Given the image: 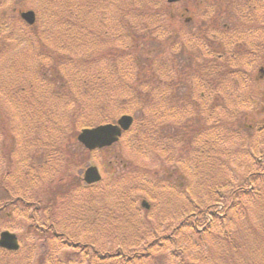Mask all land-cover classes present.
<instances>
[{
	"label": "rangeland",
	"instance_id": "1",
	"mask_svg": "<svg viewBox=\"0 0 264 264\" xmlns=\"http://www.w3.org/2000/svg\"><path fill=\"white\" fill-rule=\"evenodd\" d=\"M15 1L16 0H0V23L3 18L6 20V28L3 29V31L0 30V176L7 162V159L2 156V150L7 146V142L10 143L9 141L12 139L9 159L13 165L10 168V177L8 180L7 178L5 179V182L9 186V190L12 189L15 191L16 189H23L25 191V188H29V193L26 196L35 197L37 194H41L44 200L43 204H45L51 192L57 193L59 191L57 187L64 186L66 191L62 193V196H57L55 201L56 204H58V211L60 210L59 206L64 205L66 208H69L71 203L76 202L78 198H90V201L92 198H98L102 214L100 219L102 220L95 216H93L94 219L89 215L78 216L76 212L70 210H64L63 212V215H65L66 212H74L76 220H71V222L75 221V223H72L68 230L70 232L73 230L72 234L75 233L77 235V241L84 246L85 250L91 252L90 255L95 252L92 249L94 246L99 247L101 249L100 252H105L100 253V256L98 255L102 258V256H106L104 254L107 253V250H109L111 254H114L115 248L119 246H122L124 250H126V248H130L134 244L146 245L149 242H157L160 244V239H157L162 236L161 234L164 230L162 228L176 226L179 222L178 219H180L178 216L173 218L172 215L170 216L168 214V210L171 212V207L174 206L175 209H178L187 195L190 197L193 196L192 198L196 199L200 204H206L207 199H209L207 196L212 185L218 184L225 179H232L237 174L243 177L245 174L257 170V168H255L254 156H246L247 149L245 147L243 148L244 156L240 152L241 144L237 141V137H233L229 141H226L227 132L225 126L227 125H225V119L228 114L225 109L224 111L222 107H219V105L223 104V99L221 100L222 102L219 101V99L223 97L218 96L215 90L211 95L209 94L210 89L207 87V81H205L206 78L204 77L205 69L203 68V65L206 63L207 52L203 47L199 49L191 45L190 42L194 40V38H191L193 31L189 29L188 26V28L183 29V34L177 40L176 49H173L172 52L179 53V47L185 46L190 52V55H192V53L194 54L192 61L190 62L189 60V63H187L186 57H178L170 60V62L164 59L162 60L163 63L161 61L157 65V70L161 71L170 65H174V75L178 78V73L181 72L183 66H191L195 69V73L192 77L189 75L182 77L183 81L179 82L177 90L172 92L170 96L173 95L174 98L180 100L178 104L174 105L176 111H183L186 104L188 105L186 107L191 110L193 105H190L189 100L194 98L197 101V98H199L198 92L202 89L201 98L205 101L204 104L197 106V110L200 111L203 108L204 111H201L202 113L199 114V117L200 120H202V125L207 128L208 134L205 136L209 138V135L212 134L214 139L219 136V141L215 140L214 150H212V152L209 151V153H211L210 160L201 156L199 152V150L202 149H199L200 147L197 146L196 141L200 138L187 135L190 132L189 127L192 126V123L194 124V121H191V117L185 118V116L182 115L170 121L169 118H164L163 123L174 124L177 130L175 135L180 139L174 147H170L164 140L160 141L158 136L152 137L150 135L152 132H149V122H151V117H149V115L143 116V118L138 116L137 118L135 113L133 115L131 111H129L131 109H128V105L126 106L127 108H123L121 100L126 99V96L122 93V88L124 87V82L127 81L122 79L119 68H114L110 62H91L93 61L94 54L108 50L109 46L119 48L122 44L120 36L107 32L106 26H104L100 19H93V17H89L87 13H84V19L79 18V20H84V26H86L88 30L83 33V40L77 41V37H80L77 32L79 30L73 28L74 30L72 31L75 32V38L71 39L70 36L72 32L70 30L67 32L66 28L62 29L61 27L60 22L64 19V15L62 13L59 14L60 7L58 0H30L17 7L21 8L23 11L33 10L35 14H37V11L41 14L40 21L35 24L36 34L34 36L30 34V32L27 33L24 32L25 30H20V27H23V25L20 24L19 26L18 17L12 12L14 6L12 3ZM71 1L73 5L70 9L74 12L75 6L79 5L80 0ZM113 1L115 4H120L118 0ZM163 1L165 2V0ZM226 1L227 0H222L216 5H209L204 2L200 6L201 11L196 13V16H203L206 14V11L207 14L213 15L218 11L216 6L226 4ZM229 2L231 4L229 7H231L233 12H236L235 6H239V4L234 6L230 0ZM235 2L234 0V3ZM183 3L185 5L186 2ZM93 4H95L93 6L95 8L102 7L103 1L92 0L88 7ZM66 6L67 2L65 5V14L67 11ZM114 6L116 7V5ZM223 7L227 9L225 6ZM53 12L56 17L50 22L47 15L50 16ZM43 14L46 15V19L43 17ZM74 18L76 19L75 16ZM74 18L72 19L74 20ZM215 18L216 17L213 18L211 16L209 19L205 20V23L200 21L201 26L231 24L233 29H235L233 21L218 22ZM91 22L93 23L91 24ZM176 23L177 25H182L183 20L176 19L173 24L175 25ZM259 25L260 23H254L253 30H255L256 33L253 34L241 31V34L233 35L236 32L234 31L229 36L231 42L229 46H226V52L224 54V56H230V44L233 43V38L238 37L240 41L239 46L244 45V52H242L241 47L233 48L240 51L236 52V60L227 63L226 66L229 68L240 67L245 70L251 68L253 69L251 72H246V74L252 73L250 85L257 84V81L260 82L258 85L260 88L258 95H252L255 108L253 104L248 108H236L232 106L229 111L233 113L236 111L239 112V116L237 117H239L241 119H239L240 122H243L247 127H250L252 122H259L264 119V113L261 112V109L264 107V102L262 101L264 82L260 79L258 73L259 67L264 68V55L261 53L256 55L255 51L257 50V46H252L253 42L263 41L260 37H264V34H262L264 28H260ZM122 32L121 30L119 34ZM86 35L88 37H85ZM197 39L199 38H196L195 42ZM86 41L90 43L91 46L84 48ZM60 44H67L65 46L66 54L70 56V61H68L69 64H64L63 61L57 58V54H60L59 56L65 54L63 53L64 50L61 51V48H59L61 46ZM43 46L48 47V51L51 52L49 58L39 54V49ZM256 56L261 57V59H258ZM247 60L252 62V65L246 63ZM56 62L59 63V69L56 72L53 69H49L48 79L46 80L48 84L46 85L45 82L43 83L45 80L40 78L41 75L38 71L39 67L41 65H49L50 67ZM257 63L261 65H257ZM186 71L187 70H185V73ZM35 75L38 79V86L37 84L33 85L30 83L29 76L34 77ZM87 76L91 78H100V80L94 81L93 85H100V91L104 92L110 99L111 114L104 117L101 123H114L123 115H131L133 118L136 117V120L133 122V130L124 134L120 141L113 144L108 149L102 148L101 150L92 152L91 155L89 151H86L83 146L77 142V136L71 138V143L68 146L64 141L61 146L65 150L68 149L69 154L75 156V160L78 162L73 172L77 178H71L72 181L69 186L67 185L68 180L62 184L59 182V178H52L54 175H59L54 168L60 169L61 164L60 161L53 157L50 162L48 161L49 164L47 162L45 166H43L40 172L41 177L18 178V171L20 170L18 163L30 166L33 161H36L39 165L47 161L49 158V155L47 156V151L51 148L52 143L60 142L61 138L66 140L68 135H72L71 126L68 124L69 118L72 117L73 113H76L78 119H82L83 116H88V118H90L89 113L86 111L89 106H95V102L106 97V95L101 92H95L93 94V100L86 98V96L79 95L76 83L78 81L82 82L84 79L88 80ZM156 76L158 77V72ZM60 77L67 78L72 89L73 95H71L67 102H64L63 98H58L61 92H55L53 94V91L57 90L58 87H60V91L62 87H65V84H62V81L59 79ZM162 77L163 76H161V78ZM188 77L191 78L188 79ZM230 78L231 76L228 77V79ZM254 78L256 83H254ZM196 81H202L205 87L200 88L194 85ZM227 82L228 81L225 83ZM228 83L234 85V79H230ZM254 89L255 88H252V90ZM147 90L149 91L150 88L144 89L143 92L145 93ZM219 91L220 94H224L222 90L219 89ZM230 93L233 94L234 92ZM246 97H248V95L241 92L240 99ZM74 100L77 101L78 104H76ZM45 101L47 102L46 104L42 103ZM204 105L205 109L203 107ZM213 108L214 110H212ZM31 109L35 111V113L32 112ZM127 111L129 113H127ZM26 112L28 113L26 114ZM81 112H83V115H81ZM193 114H196V112ZM47 115L48 118L46 117ZM92 116L93 115H91V117ZM93 117L94 120L100 118L96 116ZM83 119H87V117ZM87 120L89 121L90 119ZM94 123H97V121H94ZM209 124H215L216 126L210 128ZM6 129L7 136L5 134ZM163 131L164 130H162V132ZM233 131L238 132L237 128H234ZM164 133H169V131H165ZM213 134L216 136L214 137ZM196 137L199 136L196 135ZM204 149H208V146ZM79 151L82 154V151L86 152L89 154V157L83 159V161L81 160L82 162L79 161ZM256 151L257 153L261 152L258 148ZM256 158H259V156ZM199 160L203 161L204 167ZM90 165L97 167L102 179L108 180L111 184L117 182L119 184L124 183V185L128 184V186L132 185V195L137 197V204L140 205L142 200H146L150 205V210L144 211L139 207L140 210L138 212L136 211L137 215L132 211V215L126 213L118 218H113L114 189H112V187H105L101 182L96 189L81 190L80 188L82 183L79 181L78 177H81L85 168ZM133 167L136 169H133ZM25 171L26 169L23 167L21 174L25 173ZM170 171L176 174L178 181H184V186L187 188L186 192L177 189L172 197L160 194L159 190L161 187L158 181H161V178H166L167 173ZM136 175H139L138 178ZM2 179L3 178H0V181ZM10 179H13V181H10ZM133 180L141 181L143 184H146V186H138L137 184L130 185V182ZM202 185L204 187H202ZM145 191L157 193L155 199L152 200L151 196ZM89 193H91V196ZM6 195L7 193L0 189V206L6 202ZM25 198L28 199V197ZM160 202H162L163 206L166 208L165 211L167 214L162 213L161 208L158 207ZM171 202H173L174 205H170ZM263 207L264 202H260L249 211L256 228H260V225L264 223ZM13 210L14 215L7 213L9 215L7 222H1L0 220V232L8 230L17 234L20 239L21 248L19 252L10 255L7 253H0V264H57L58 262L64 264L62 262L67 255H69V262L65 264L88 263L86 257L88 258L89 254H84L82 248H79V245L75 247L71 244L68 245L64 238H57L55 239L57 242L54 243L51 236L44 239L26 234L28 221L23 217L24 213L22 209L20 210L22 213L15 207H13ZM31 213L35 216H39V219H42V221L47 224L51 222V220L48 221L49 217L45 214V211L39 210L33 212L31 209ZM59 216L63 218L61 213ZM57 218L58 212L55 219L56 222H58ZM134 218L137 220L130 221V219ZM149 219L153 221V223H148ZM174 219L176 221H174ZM93 220L96 223L94 228L93 225L90 224ZM132 222L136 223L134 230L131 233H127L126 236L122 235V233H118V230H116L117 226L118 229H122V226H134ZM169 233L170 232L167 231V234ZM61 241H63L64 244L66 243V245H60L59 242ZM128 241L134 243H129ZM104 249H106V251ZM158 250L159 249H155L152 252L154 260L156 257L161 258L162 255H165L166 258L164 259L167 260L169 253L167 251L158 252ZM92 257H90L89 260ZM150 261L151 260L144 261L140 264H150ZM167 262L170 264L169 260Z\"/></svg>",
	"mask_w": 264,
	"mask_h": 264
},
{
	"label": "trees",
	"instance_id": "2",
	"mask_svg": "<svg viewBox=\"0 0 264 264\" xmlns=\"http://www.w3.org/2000/svg\"><path fill=\"white\" fill-rule=\"evenodd\" d=\"M27 1L30 0H16L13 2L12 5L14 6L12 12L15 16L17 15L19 26L22 24L24 27H20V30H25L24 32H30V34L35 36V24L40 21L41 14L37 11L35 24L33 26H27L17 13L22 10L17 6H21L27 3ZM102 1L103 6L95 8L93 7L95 4L88 7L92 0H80L79 5L75 6V11L73 12V10L70 9L73 5L71 0H58L60 7L59 14L62 13L64 15V19H62L60 23L62 29L66 28L67 32H69V30L72 32H70L71 39L75 38V32L72 31L74 30L73 28H75L79 30L77 32L80 35V37H77V41L83 40V33L87 31L88 28L84 26V20L80 21L79 18L84 19L83 14L87 13L88 16L93 17V19H100L104 26H106L107 32L120 36L122 44L119 48L109 46L108 50L94 54L93 61L91 62H110L114 68H119L122 79L127 81L124 82V87L122 88V93L126 96V99L121 100L123 108L128 105V109H131L129 111H131L133 115L135 113L137 118L138 116L143 118V116L149 115V117H151V120L149 119L151 121L149 122V132L151 131L154 136L152 133L150 135L152 137L158 136L160 141L164 140L170 147H174L180 139L175 135L177 130L174 124L163 123L164 118H169L170 121L182 115L185 116V118L191 117V121H194V124L192 123V126L189 127L190 132L187 135L200 138L196 141L197 146L200 147L199 149H202L199 150V152L201 156L210 160L211 153H209V151L212 152V150H214L215 140L219 141V136L216 139L213 138L212 134L209 135V138L205 136L208 134L207 128L202 125V120H200L199 117V114L204 111L203 108L200 111L197 110V106L204 104L205 101L201 98L202 89L198 92L199 98H197V101L194 98L189 100L190 105H193L191 110L186 107L188 106L186 104L183 111H176L174 105L178 104L180 100L174 98L173 95L170 96L172 92L177 90L179 82L183 81L182 77L185 75L192 77L195 73V69L191 66H183L181 72L178 73V78L174 75V65H170L161 71L157 70V65L164 59L170 62V60L178 57H186L187 63H189V60L190 62L192 61L194 54L192 53V55H190V52L185 46L179 47V53L172 52L173 49H176L177 40L183 34V29L189 27L192 31L199 32L198 35H191V38H194V40L190 42L191 45L199 49L203 47L207 52L206 63L203 65V68L205 69V81H207V87L210 89L209 94L211 95L215 90L218 96L223 97L219 99V101L223 99V106L219 105V107H222L223 110L225 109L228 114L225 119V125H227L225 126L227 132L226 141H229L233 137H237V141L241 144L240 152L243 154V148L245 147L247 149L246 156H254L255 168H257V170H253L243 177L237 174L232 179H225L218 184L212 185L207 196L209 199H207L206 204H200L196 199L192 198L193 196L190 197L186 193L187 197L178 209H175L173 206L171 207V212L168 210L170 216L172 215L173 218L178 216L180 219H178L179 222L176 226L162 228L164 229L161 234L162 236L157 239H160V244L157 242H149L146 245L134 244L132 247L126 248V250H124L122 246H119L115 248L114 254L104 249L108 254L106 253L104 254L106 256L100 258V253L105 252H100L101 249L94 246L92 249L95 252L90 255L91 252L85 250L84 246L77 241V235L75 233L72 234L73 230L71 232L68 230L72 223H75V221L71 222L72 219L76 220L74 212H76L78 216L89 215L93 219V216L99 219L101 218L102 214L98 198H92L91 201L90 198H78L76 202L71 203L69 208H66L64 205L59 206L60 210L58 211V204H56L55 201L57 196H62V193L66 191L64 186H58L57 188H59V191L57 193L51 192L45 204H43L44 200L41 194H37L35 197L26 196L29 193V188H25V191L23 189H16L15 191L12 189L9 190V186L5 182V179L7 178L8 180L10 177V168L13 165L9 159V154L11 152L10 146L13 141L11 139L9 141L10 143L7 142V146L2 150V156L7 159V162L6 166L3 167L1 171L0 178L3 179L0 181V189L6 192L7 195L6 202L0 206L1 222H7L9 216L7 213L14 215L13 207L18 209L20 213H22L20 211L22 209L24 213L23 217L28 221L26 234L44 239L51 236L54 243L57 242L55 239L64 238L68 245L71 244L74 247L79 245V248H82L84 254H89V257H86L87 264H140L149 260H151L150 264H169L167 262L168 260L170 264H264V223L260 225V228H256L249 212L257 203L264 202V119L259 122H252L250 127H247L243 122H240L241 119L237 117L239 116V112H229L232 106L236 108H248L253 104L254 107L252 95H258L260 89L258 85L260 82L257 81V84L250 85L252 73L246 74V72H251L253 70L251 68L245 70L240 67L229 68L226 66L227 63L236 60V52L240 51L233 48L241 47L242 52H244V45L239 46L240 41L238 37L233 38V43L230 44V56H224L226 52L225 48L229 46L231 42L229 36L234 31L236 32L233 35L241 34V31L251 34L256 33V31L253 30L255 22L260 23V28H264V0H237L234 4V0H230L234 6L239 4L240 7L235 6L236 12L232 11L231 7H229L231 4L229 0H227L226 4L216 6L218 11L213 15L207 14L206 11L205 15L200 16L201 19H204V21H201L203 23L211 16L216 17L215 19H217L218 22L233 21L235 29H233L231 24H208L209 26H207V28L201 26L200 20L196 21L198 20L196 13L201 11L199 6L186 7L189 11V15L192 17V23L190 21L183 22L182 25H177V23L174 25L173 22H175L176 19H181L180 11L174 10L173 6L166 5L163 0H118L120 4H115L113 0ZM66 2L67 11L65 14ZM217 3L218 2L214 4L216 5ZM208 4L213 5L212 3ZM114 5H116V7ZM223 6L227 9H224ZM43 17L46 19V15L43 14ZM47 17L51 22L55 19L56 15L53 12L50 16L47 15ZM72 18H74V20ZM92 23L93 22H91V24ZM5 24L6 20L3 18L0 23V30L3 31V29L6 28ZM120 28L123 31L121 34H119L121 32ZM262 34H264V32ZM85 37L88 36L86 35ZM196 38L199 39L195 42ZM260 39H263V41L260 40L259 42L252 43V46H257V50L255 51L256 55L258 53L264 55V37H260ZM60 45L59 48H61V51L64 50L63 53L66 54L65 45L67 44ZM90 46L91 44L86 41L84 48ZM47 48L48 47L45 46L41 47L39 49V54L49 58L51 52H49ZM65 54H63L64 56H59L60 54H57V58L63 61L64 64H69L68 61H70V56ZM256 57L261 59V57ZM246 63L252 65V62L248 60ZM259 64L260 63H257V65ZM49 69H53L55 72L58 71L59 63L56 62L50 67L49 65H41L39 67L38 71L41 76L38 72L37 74L42 80H45L43 83L45 82L46 85L48 84L46 80L48 79ZM185 70H187L186 73ZM157 72L158 77L156 76ZM161 76L163 77L161 78ZM230 76V79H234V85L228 83L230 81L228 77ZM64 78L60 77L59 79L62 81V84H65V87H62L61 91L60 87H58L57 90L53 91V94L55 92H61L58 98H63V101L67 102L73 94L68 79ZM190 78L188 77V79ZM29 79L30 83L33 85L37 84L38 86L36 75L34 77L29 76ZM87 79L88 80L84 79L82 82L78 81L76 83L79 95L92 99L94 98L93 94L95 92L104 93L100 91V85H93V82L100 80V78H91L87 76ZM226 81L228 82L225 83ZM254 83H256L255 78ZM194 85L200 88L205 87L202 81H196ZM142 88H150V90L144 93V89ZM252 88L255 89L252 90ZM219 89L224 92L223 95L220 94ZM230 92L234 93L231 94ZM241 92L245 93V95L247 94L248 97L240 99ZM262 101L264 102L263 96ZM75 102L78 104L77 101ZM109 102L110 99L106 95V97L95 102V106L90 105L86 110L89 113L90 118L86 116L87 119H90L89 121L83 119L86 118L85 116H83L82 119H78L74 112L72 117L69 118L68 124L71 126L72 135H68L66 140L61 138V141L58 143L53 142L51 148L47 151V156L49 155L48 160L40 163V165L36 161L31 162L30 166L18 163V166H20L18 178L41 177L40 172L43 166H45L48 161L50 162L53 158H56L61 162L60 169L54 168L59 175H54L52 178H59L58 180H60L59 182L62 184L68 180L67 185H71V178H77L73 172L78 162L75 160V156L69 154V150L63 149L61 145H63L65 141L68 146L71 143V138L77 136L80 130L103 124L101 122H103L102 120L104 117L111 114ZM42 103L46 104L47 102L45 101ZM203 107L205 109V105ZM212 110H214V108ZM31 111L35 113L32 109ZM194 112H196V114H193ZM261 112L264 113L263 108ZM27 113L28 112H26V114ZM127 113L129 112L127 111ZM81 115H83V112H81ZM91 115L100 118L94 120V117H91ZM46 117L48 118V115ZM136 117H134L135 119L133 118V120H136ZM94 121H97V123H94ZM213 126L216 125L209 124L210 128ZM132 128L130 131L133 130ZM234 128H237L238 132L233 131ZM162 130L164 131L162 132ZM165 131H169V133H164ZM5 132L7 136V129ZM196 135L199 137H196ZM215 136L216 135H214V137ZM206 146H208V149H204ZM257 148L261 151L260 153H257ZM82 152L83 154L80 151L78 152L79 161H83V159L89 157V154L91 155L92 153L89 152V154H87L84 151ZM258 156L259 158H256ZM199 162H201L204 167L203 161L199 160ZM23 167H25L26 171L21 174ZM133 169L136 168L133 167ZM136 176L138 178L139 175ZM169 176H171V178H169ZM10 181H13V179H10ZM102 183L105 187L109 186L114 189L113 218H118L126 213L132 215V211L137 215L136 211L138 212L140 210V205L137 204V197L132 195L133 186L131 184H137L138 186H146V184L138 180L131 181V186H128V184L124 185V183L119 184L117 182L111 184L108 180H103ZM158 183L161 187L159 190L160 194L169 195L170 197L173 196L177 189L185 192L187 189L184 186V181H178L176 174L172 171L168 172L166 178H161V181L159 180ZM100 184L101 182L94 187L81 186L80 188L81 190H91L94 188L96 189ZM202 187L204 186L202 185ZM145 192L151 196L152 200L155 199L157 193L153 191ZM89 194L91 196V193ZM25 197H28V199ZM170 205H174V203L171 202ZM158 207L161 208L162 213H166V208L163 206L162 202L159 203ZM31 209L33 212L39 210L45 211V214L49 217L48 221L51 220V222L47 224L42 221V219H39V216H35L31 213ZM64 210L74 212H66V214L63 215ZM57 212L58 222L55 220ZM60 213L63 218L59 216ZM136 220L135 218L130 219V221ZM174 221L176 220L174 219ZM91 222L90 224H92L94 228L96 223L94 220ZM149 222L153 223L150 219L148 220V223ZM132 223L134 226L123 227L121 225L122 229H118L117 226L116 230H118V233H122V235L126 236L127 233H131L134 230L136 223ZM167 231L170 233L167 234ZM61 242H59L60 245H66L63 241ZM128 242L134 243L132 241ZM155 249H159L158 252L167 251L169 253V257L167 256L168 259H164L166 256L162 255L161 258L156 257L154 260L152 252ZM0 253H7L8 255L13 254L3 250H0ZM90 257L92 258L89 260ZM68 262L69 255L65 256L62 263L65 264ZM60 263L61 262H58L57 264Z\"/></svg>",
	"mask_w": 264,
	"mask_h": 264
},
{
	"label": "water",
	"instance_id": "3",
	"mask_svg": "<svg viewBox=\"0 0 264 264\" xmlns=\"http://www.w3.org/2000/svg\"><path fill=\"white\" fill-rule=\"evenodd\" d=\"M179 0H168L169 3L178 2ZM22 19L29 25L35 21V15L32 11L21 13ZM132 124L130 116L121 117L116 125L106 124L100 125L95 128L83 129L77 137L86 149L94 150L103 147H109L121 137L123 131H127ZM101 177L98 170L94 166H89L84 172V182L86 184H93L100 181ZM143 206H148L143 203ZM0 248L8 251H17L19 248L18 240L15 234L8 231L0 234Z\"/></svg>",
	"mask_w": 264,
	"mask_h": 264
},
{
	"label": "flooded vegetation",
	"instance_id": "4",
	"mask_svg": "<svg viewBox=\"0 0 264 264\" xmlns=\"http://www.w3.org/2000/svg\"><path fill=\"white\" fill-rule=\"evenodd\" d=\"M222 0H188V3L191 4L192 6H199L200 4L204 3V2H207V3H216V2H221ZM182 10H184V14L186 13V16L185 15H180V17H183L184 18V22L186 19H190L191 23H192V17L189 15V11L188 9L186 8H183ZM214 18V16H212ZM198 20L196 21H204V19H201L199 17H197ZM190 21H187V22H190ZM199 32L197 31H193L192 35H198ZM169 178H171V176H169Z\"/></svg>",
	"mask_w": 264,
	"mask_h": 264
}]
</instances>
